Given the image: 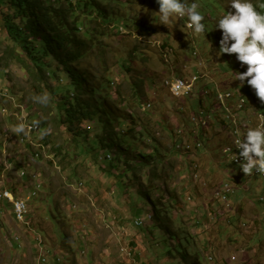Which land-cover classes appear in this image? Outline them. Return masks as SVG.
Segmentation results:
<instances>
[{
  "label": "rangeland",
  "instance_id": "1",
  "mask_svg": "<svg viewBox=\"0 0 264 264\" xmlns=\"http://www.w3.org/2000/svg\"><path fill=\"white\" fill-rule=\"evenodd\" d=\"M96 1L118 17L110 16L102 25L82 22L103 35L97 32L96 47L74 68L86 71L89 87L112 79L104 107L116 122L106 136L135 130L121 138L114 134L125 152L103 160L107 151L102 162V151L97 163L91 161L59 123L49 90L22 68L24 57L20 60L26 63H20L10 53L0 22V165L9 157V163L15 162L12 171H2L0 191L9 187L17 197L32 189L39 192L30 198L26 223L14 220L13 209L1 199L0 264H264V180L253 172L244 174L232 152L223 153L231 130L217 122L228 123L223 111L200 120L201 126L190 120L211 105L216 84L220 90L240 91L243 136L249 128L264 126V103L246 81L239 86L234 80L233 73H242L247 65L235 54L216 55L221 38L216 20L234 10L223 8L225 0H196L205 17L203 37L187 28L186 17L158 24L155 0ZM252 2L264 12L261 0ZM90 14L97 15L95 10ZM133 22L145 30L134 31ZM199 74L204 80L198 88L207 84L211 98L200 99L204 107L199 100L173 97L163 85L167 79ZM48 82L58 86L53 79ZM133 83H142L141 100L133 97ZM44 93L46 104L33 99ZM210 121L214 124L208 128ZM19 123L25 124L24 133L14 132ZM31 124L41 132L29 135ZM87 126L83 128L92 134H105L96 122ZM22 168L25 177L18 176ZM222 182L235 190L228 205L215 196ZM138 218L143 222L139 227L134 223Z\"/></svg>",
  "mask_w": 264,
  "mask_h": 264
},
{
  "label": "trees",
  "instance_id": "2",
  "mask_svg": "<svg viewBox=\"0 0 264 264\" xmlns=\"http://www.w3.org/2000/svg\"><path fill=\"white\" fill-rule=\"evenodd\" d=\"M261 1L264 3V0ZM100 6L96 0H0L1 30L4 31L7 43L11 45L10 53L20 63L25 62H21V57L26 59L27 63L22 68L29 71L34 82L49 90L50 98L56 104L59 123L81 144L88 158L95 163L98 162L97 155L101 151V162L107 151L110 154L104 156L103 160H111V153L125 152V148L114 140V134H120L121 138L130 136L135 131L134 128L121 129L122 133H110L106 136L110 125L116 122L104 107V100L108 97L104 91L110 87L112 79L107 77L105 81L99 82V86L89 87L92 82L85 74L86 71L80 73L74 68L96 47L97 32L101 31L90 27L87 29L82 22L85 24V20H89L93 25H102L108 17H118L102 10ZM92 10H95L96 16H90ZM132 27L134 31H141L143 26L133 22ZM82 28L85 30L80 36ZM101 33L103 35V31ZM0 59L3 60L1 57ZM51 79L56 81L57 87L49 85L48 81ZM141 84L131 85L133 97L140 100L143 97ZM115 94L123 102L122 95L117 92ZM95 122L101 132H105L104 135L92 134L83 128L86 126L90 129L87 124ZM143 129L149 133L146 125Z\"/></svg>",
  "mask_w": 264,
  "mask_h": 264
},
{
  "label": "clouds",
  "instance_id": "3",
  "mask_svg": "<svg viewBox=\"0 0 264 264\" xmlns=\"http://www.w3.org/2000/svg\"><path fill=\"white\" fill-rule=\"evenodd\" d=\"M155 2L158 5V11L155 12L158 16V24L168 26L172 24L173 18L186 17L187 18V25H186L187 28L190 29L194 35H203L204 37L206 32H205V24L202 23V21L205 19V17L204 15H202L201 11L199 10L200 6L196 2V0H155ZM260 4L264 5V3H260ZM225 5H227L234 11H229V12L224 11V14L219 16L218 19L216 20L214 28L221 30V38L219 40V49L216 55L219 56L225 53L229 55L235 54L236 60L240 62L242 66L247 65L246 70L243 71L242 73L241 72L233 73L235 77L234 80H238L240 82L239 86H243V84L246 81L247 85H249L254 90L253 93L259 98V100L262 103H264V12L258 11L260 7H256L253 4L252 0H225L223 8ZM119 31H122V29H120ZM203 80H204V77L202 76V78L198 81V84H197L198 87L200 86L199 83L202 82ZM213 86H214L213 87V99L211 100V105L209 107H206V108L204 107L203 100L200 101L202 97L197 98L196 96H193L192 98H190L191 100L195 99V101L199 100V103L202 102L201 104L204 107V108H201L199 112H195L193 114L197 118L199 117L205 118L208 116L211 118V115L215 116L220 111H223V113L226 114V120L228 121V123H225L220 118H217L218 124L224 127H228V126L232 127V122H235V124L234 123L233 124L238 126V119L241 118L242 115L244 116L243 108L245 106V101H244L243 107H240V108L237 107V98L238 96H241L239 94L240 91H237V93H235L233 91L220 90L216 84H213ZM206 87H207V84H204L201 88H198V89L206 90ZM218 91L230 92L231 94H234V98L228 103L229 106L232 107V109H230L229 112L219 107L218 103L213 102L215 98V93ZM241 98L243 99L242 96ZM33 99L36 100L37 102L46 104L47 103V93H44L43 95L35 96L33 97ZM147 105H143L144 110L146 107H148ZM200 112H202V114ZM260 114L264 117V114L262 113ZM190 120H191V117H190ZM210 124H214V123L210 121L209 125ZM38 129L40 130V127ZM13 130L16 133H24L25 124L19 123L14 126ZM227 141L229 143L228 136H227ZM35 143L37 142L35 141ZM31 144L35 146L32 142ZM37 144H40L42 146L40 148H43V143L41 141L38 142ZM236 144H237V149L240 150L239 157L242 158L241 162L239 163L240 170L244 174H251L254 170L256 172H264V126L249 128L244 134L243 138L236 141ZM0 150H1V146H0ZM26 150H28V148H26ZM5 151L6 149L4 150L3 156L5 154ZM8 160L10 161L11 157H9ZM8 160H5L3 161V163H1L0 175L2 171L3 172L12 171L13 164L15 162L12 161L9 163ZM33 160L35 159L33 158ZM18 166L19 165L17 166L15 165L14 167L18 168ZM22 170H24V168L20 170L21 172L18 175L19 177L26 176V174ZM2 176L4 177L5 174H2ZM33 178L35 179V176ZM221 184H223V182ZM221 184L219 185V188ZM226 184H229V183H226ZM21 187L22 188L20 189V192L24 194V190L26 189V187L25 188L23 186ZM36 188L41 189V182L39 181L36 182ZM219 188L217 189V191L219 190ZM232 188L234 192L235 191L234 187ZM4 192L9 193L11 196H13L16 199L27 197L28 198L27 205L30 201V198L32 199L33 197H35L36 194L39 193L36 190L32 189V192L29 195H25V197H17L15 190L13 191L9 187H3L0 191V196ZM216 192H215V196H216ZM230 194L228 195V201L225 203L226 205H228L229 203ZM1 199H5V198H0V210L2 206ZM8 203L12 211V206L9 201ZM29 215L30 214L28 212L27 217ZM12 216H13V219L16 220L14 218L13 212H12ZM20 223H26V220L25 222H20ZM135 226L137 225L135 224ZM36 241H38L40 245L42 244L41 242H39V239H36ZM40 261L41 263H46V255L40 254Z\"/></svg>",
  "mask_w": 264,
  "mask_h": 264
},
{
  "label": "built area",
  "instance_id": "4",
  "mask_svg": "<svg viewBox=\"0 0 264 264\" xmlns=\"http://www.w3.org/2000/svg\"><path fill=\"white\" fill-rule=\"evenodd\" d=\"M202 78L201 75H193L191 77H189L188 79L182 78V77H178L175 79H167L164 80L163 85L170 91L171 95L175 98H192L193 96H196L197 98L199 97H204V96H208L207 94L209 92H205V89L199 90L198 89V81ZM210 97V96H208ZM214 99H219L222 101L223 105H224V110L229 112V104H227V102L225 100H223L221 98V92L218 91L215 93V98ZM239 101H244L241 96H238ZM149 107V104L147 105ZM202 114V112H200ZM200 120H209V116L208 117H195L194 114L191 115V121H195L196 124L198 125ZM235 122H232V127L231 130L229 131V136L234 138V146L233 149H223V153H225V151H233L234 152V156L235 159H240L242 160L241 157H239V149H237V144L236 141L240 139V137H238V128H235ZM36 126V125H35ZM210 127V125L208 124V128ZM37 128V133L39 132L38 127ZM196 140V138H195ZM198 141V139H197ZM199 141L197 143V146L199 145ZM196 146V147H197ZM253 174L255 176H260L263 180H264V172H256L255 170L253 171ZM233 192V188L230 185H224V186H220L219 190L216 192V196L218 198L222 199V202L226 203L228 201V195L230 193ZM6 195V199L10 202V203H16V211H14L20 218H22L25 222L26 217L28 215V205H27V201L28 198H14L13 196H11L9 193L5 194ZM136 224V221H135ZM137 225V224H136Z\"/></svg>",
  "mask_w": 264,
  "mask_h": 264
},
{
  "label": "bare ground",
  "instance_id": "5",
  "mask_svg": "<svg viewBox=\"0 0 264 264\" xmlns=\"http://www.w3.org/2000/svg\"><path fill=\"white\" fill-rule=\"evenodd\" d=\"M205 92H208L207 90H205ZM221 98L223 99V100H225L226 102H227V104L229 103V101H231L233 98H234V94H231L230 92H221ZM213 102H215V103H218L219 104V107H221V108H223L224 109V105H223V103H222V101L221 100H219V99H214L213 100ZM244 106V101H239V99H237V107L238 108H240V107H243ZM229 109H232V107H230L229 106ZM23 119H24V116L22 117ZM200 126H201V124H199ZM235 128H238V137H240V139H242L243 138V133H241V131H240V128L237 126V125H235ZM27 130H28V134L30 135V134H37V128H36V126L35 125H33V124H31L30 126H28V128H27ZM39 130V129H38ZM228 138H229V143L227 144V146H225V148L224 149H233V146H234V138L233 137H230L229 135H228ZM30 144H31V142H30ZM37 147V146H36ZM40 147H42L40 144H39V148ZM184 148H186V146L184 147ZM230 153V152H232V158H233V160H234V162L236 163V165L238 164L239 165V163L241 162V160L240 159H235V157H234V152L233 151H225V153ZM224 185H229V184H226V183H223L221 186H224ZM5 194H7V192H4L3 194H1V196H0V198H5L6 199V195ZM219 199H221V198H219ZM222 200V199H221ZM11 204V206H12V209H13V215H14V218L17 220V221H19V222H24V220L22 219V218H20L14 211H16V203H10ZM142 221L140 220V219H138V220H136V224H137V226H140V225H142Z\"/></svg>",
  "mask_w": 264,
  "mask_h": 264
}]
</instances>
